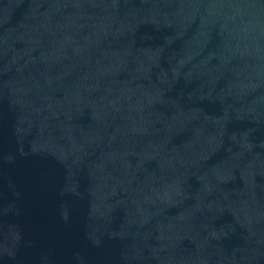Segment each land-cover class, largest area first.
<instances>
[{
    "label": "water",
    "instance_id": "1",
    "mask_svg": "<svg viewBox=\"0 0 264 264\" xmlns=\"http://www.w3.org/2000/svg\"><path fill=\"white\" fill-rule=\"evenodd\" d=\"M0 264H264V0H0Z\"/></svg>",
    "mask_w": 264,
    "mask_h": 264
}]
</instances>
